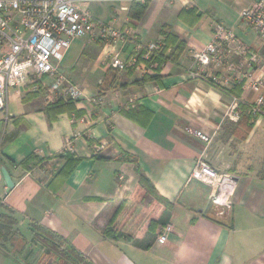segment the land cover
<instances>
[{"label": "crops", "instance_id": "0c3cea01", "mask_svg": "<svg viewBox=\"0 0 264 264\" xmlns=\"http://www.w3.org/2000/svg\"><path fill=\"white\" fill-rule=\"evenodd\" d=\"M147 1L140 19L129 17L131 3L86 5L90 11L99 5L94 13L99 22L135 38L114 45L84 38L83 47L74 44L66 53L60 67L83 90L82 99L72 101L81 114L50 120L43 92L10 91L0 113V215L11 212L13 230L27 247L14 256L0 251V264H56L36 238L38 227L66 239L92 264H264V108L253 113L258 95L241 84L222 88L192 77V53L203 50L214 25L222 24L257 54L254 74L264 79V39L241 17L257 0ZM160 40L169 59L151 73L135 67L114 72L109 65L114 54L129 62L138 56L139 42ZM235 99L237 121L228 117ZM241 105L250 109V119ZM68 144L82 162L56 194L47 185L51 165L59 168L62 160L49 167L33 164L29 171L20 166L30 155L59 156ZM201 157L237 183L223 218L210 187L190 179ZM2 169L14 183L9 193ZM141 175L173 205L156 232L140 235L148 218L137 217L133 202ZM152 200L147 194L143 205ZM123 202L113 240L104 231ZM167 224L173 232L159 244Z\"/></svg>", "mask_w": 264, "mask_h": 264}, {"label": "built area", "instance_id": "2783aa9c", "mask_svg": "<svg viewBox=\"0 0 264 264\" xmlns=\"http://www.w3.org/2000/svg\"><path fill=\"white\" fill-rule=\"evenodd\" d=\"M135 0H0V113L6 108L11 90L29 88L43 92L47 104L59 100L79 101L83 90L72 83L61 71V63L73 43L78 39L102 40L105 44H117L126 36L125 31L99 22L86 7L91 2H106L119 6ZM126 11V6H120ZM246 24L264 39V0L254 1L241 13ZM138 43V42H137ZM162 40L138 43L136 56L129 62L118 54L110 59V66L119 72L137 68L142 74L155 71L157 62L153 56L164 49ZM141 61H139V59ZM195 70L192 77L206 80L218 87L241 84L243 89L257 93L254 114H261L264 106V79L255 76L257 54L245 46L236 34L222 24L214 25L212 41L201 51L192 53ZM244 67V71L242 68ZM239 103L235 99L229 107L228 117L239 120ZM196 135L203 141L208 138L201 132ZM72 152L70 144L66 148ZM48 167L51 165L49 162ZM211 189V201L217 215L223 218L230 210L231 199L237 183L230 176L217 172L203 158H199L190 176ZM173 232L170 224L160 230L157 242L164 244Z\"/></svg>", "mask_w": 264, "mask_h": 264}, {"label": "trees", "instance_id": "16d2710c", "mask_svg": "<svg viewBox=\"0 0 264 264\" xmlns=\"http://www.w3.org/2000/svg\"><path fill=\"white\" fill-rule=\"evenodd\" d=\"M148 4L149 1L147 0L143 3L133 1L129 9V17L133 19H140L143 13L145 12ZM166 50L167 46L164 47V49L159 55L153 56L150 61L157 62L158 66L160 67L169 59L167 57ZM177 51L178 50L175 51L176 54ZM114 72L118 71L114 70ZM240 107L241 110H246L250 112V109L245 108V106L241 105ZM46 113L50 120H54L58 115L64 113H67L69 115L81 114L80 112H77L74 103L70 100L67 102L60 100L58 102H55L54 104L47 106ZM251 117L252 116L250 112L248 118L250 119ZM250 127L252 126L250 125ZM55 160H62L64 162V164L59 168H57L56 164L51 165V180L49 181L47 187L53 194H56L60 187L65 183V181L71 176V174L75 171L78 165L82 162V158L76 156L70 151H65L59 156H53L47 159H42L35 155H30L20 164V166L24 170L29 171L31 170L33 164H38L42 166L45 164L46 166H48L47 164L49 162L52 163V161ZM147 194L152 195L153 200L148 206H144L143 202ZM133 200V202L135 203V207L138 208L137 217L139 219H142L145 214H147L148 216L146 221H144L145 223H143V226L141 228L142 230L139 233L140 235L145 233L146 231H150L153 233L156 232L159 229V226L161 225V216L165 211L171 209L173 205L167 200L162 199L158 195L150 181L142 175L139 180V185L136 188ZM126 204V202H123V204L120 206V208L110 220L108 227L104 231V235L106 237H109L113 240H116L118 238L119 234L117 233V231H115V224L118 217L124 210ZM6 211L7 213L0 215V239L4 241L3 246L5 247L2 248L0 246V251H3L7 254H12V252L15 250L18 254H22L26 250L27 242L20 238L21 234H19V231L13 230V227H15L17 224L16 220L12 217L11 212L9 210ZM36 232V238H38V241L40 240L42 246L44 247L45 256L47 258L53 256L54 260L56 259V264H92L87 258L77 252L76 249H74L66 239L41 227H38L36 229Z\"/></svg>", "mask_w": 264, "mask_h": 264}, {"label": "rangeland", "instance_id": "374dc122", "mask_svg": "<svg viewBox=\"0 0 264 264\" xmlns=\"http://www.w3.org/2000/svg\"><path fill=\"white\" fill-rule=\"evenodd\" d=\"M109 5H110V4H109ZM98 6H99V5H97V4H93V5H92V7H91V11L93 12V15H94V13L96 12V9H97ZM103 7H104V6H103ZM86 40H87V39H78V40H76V41L73 43V45L75 44V47H76V48H81V47H83V45L85 44ZM61 71L65 74V72L63 71V69H61ZM3 243H4V241H3L2 239H0V246H1L2 248H5V247L3 246ZM6 247H7V244H6ZM47 259H49V260H54V257H53V256H50V257H48Z\"/></svg>", "mask_w": 264, "mask_h": 264}, {"label": "water", "instance_id": "95a60500", "mask_svg": "<svg viewBox=\"0 0 264 264\" xmlns=\"http://www.w3.org/2000/svg\"><path fill=\"white\" fill-rule=\"evenodd\" d=\"M2 174L7 186V193H9L11 191V189L14 188V183L12 182L8 172L5 169H2Z\"/></svg>", "mask_w": 264, "mask_h": 264}]
</instances>
